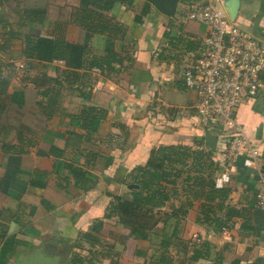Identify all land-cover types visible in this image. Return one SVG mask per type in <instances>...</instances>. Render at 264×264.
<instances>
[{"label":"crops","instance_id":"0c3cea01","mask_svg":"<svg viewBox=\"0 0 264 264\" xmlns=\"http://www.w3.org/2000/svg\"><path fill=\"white\" fill-rule=\"evenodd\" d=\"M208 1L214 0H176L174 17L160 13L148 0H133L131 6L116 2L106 14L126 26L128 32L115 42L114 50L130 59L114 65L109 75L97 68L86 71L89 79L84 88L91 91L90 99L84 101L74 91L62 104L68 113L79 112L84 103L106 108L107 116L96 135L86 141L78 136L83 131L71 126L68 119L49 117L40 135L24 129L20 141L17 134L11 139L14 128L19 127L13 125L6 141L17 145L18 153L5 154L0 141V180H9L7 192L0 189V264H19L25 257H35V264H47L55 255L60 256L58 264H68L73 253L92 259L94 264H110L112 258L121 264H150L159 247L157 238L135 239L117 217L104 216L112 201L110 195L129 191L127 174L135 166H144L152 149L193 145L204 139L205 130L192 125V118L178 116L176 108L194 100V93L183 84L182 70L206 31L201 24L187 19L189 4ZM26 4L30 6L23 9H39L46 14L42 32L61 28L67 41L88 44L93 54H104L106 36L90 35L76 14L80 0H28ZM2 11L0 7V16ZM235 23L264 43V0H240ZM178 40L186 46L172 47V42ZM187 45L197 47L188 49ZM65 69L61 66L59 80ZM35 76L29 74L24 85L10 83L7 92L24 89L27 96L31 91L44 90L48 83H32ZM81 85L78 81L67 88L72 91ZM36 96L34 100L25 98L23 107L40 108L37 101L45 103L46 98ZM236 114L248 138L261 149L260 169L264 173V90L255 99L245 101ZM52 146L63 154H51ZM214 159L224 167L222 172L229 174L225 184L229 196L224 210L218 212L227 226L220 229L199 225L196 203L171 237L169 262L165 264H263L260 246L264 243V211L255 206L260 169L244 167L240 162L225 165L219 138ZM38 170L46 172L42 188L38 182H31ZM168 212V207H162L151 215L155 216L151 225L145 224V217H139L137 224L143 223L147 229L156 224L157 231ZM96 219L103 221L97 232L91 230ZM87 232L100 241L91 243L84 237ZM199 238L209 241L210 253L204 250L195 259L192 256L200 247Z\"/></svg>","mask_w":264,"mask_h":264},{"label":"trees","instance_id":"16d2710c","mask_svg":"<svg viewBox=\"0 0 264 264\" xmlns=\"http://www.w3.org/2000/svg\"><path fill=\"white\" fill-rule=\"evenodd\" d=\"M9 0H0V7ZM133 0H80L79 9L76 11L80 15V21L84 24V28L93 33H100L106 36L105 49L103 55H95L91 52L88 44H79L76 42L67 41L60 28L57 32L50 29L48 32H42V25L45 23L46 14L37 10L22 9L23 21L18 25L22 29L20 42L17 48L11 50L10 58L24 57L28 59L26 66L30 67V61L39 63H52L54 61H62L66 67L63 71L62 80L49 77L48 81L60 85L67 84L66 87L70 89V85L80 81L82 78L88 79L89 71L97 68L109 75L114 71V65H120L124 58L129 60L130 57L122 56L115 52L114 45L118 39H124L128 32L124 26L115 18L108 16L106 13L110 11L116 2H126L129 6L132 5ZM149 5V4H148ZM191 5V4H189ZM147 8L143 12H147ZM139 20V17H135ZM76 19L78 17L76 16ZM92 19V22H88ZM0 16V24L3 21ZM27 29L25 31L24 29ZM29 28L36 29V32L30 33ZM18 31V30H17ZM19 32V31H18ZM11 38L9 42H12ZM9 42L0 45V49H9ZM189 43V42H187ZM188 49H194L197 45H187ZM127 52V50L125 49ZM2 57V56H1ZM26 60V61H28ZM0 62V66H1ZM7 65L11 66L12 62ZM32 67V65H31ZM30 67V68H31ZM30 68H26L28 71ZM25 71V72H26ZM82 72V73H81ZM87 75V76H85ZM26 76V78H28ZM63 83V84H62ZM5 84L3 76L0 71V91L6 92L2 87ZM88 85V84H87ZM83 84L76 90L84 101L90 99L91 91H85ZM67 88V89H68ZM39 96L46 98L45 103L37 101L40 108H43L45 115L48 117L66 118L69 124L73 127L79 128L83 131V135H78L86 141L93 138L98 132L101 122L107 116L108 110L103 107L84 103L79 112L68 113L61 105L60 98H58V91L54 92L53 88H45L44 90H37ZM24 89L14 91L9 94V102L17 107H23L26 98ZM55 105V106H54ZM2 115L5 114L7 108L5 103L1 104ZM4 113V114H3ZM1 115V116H2ZM7 116V115H6ZM1 125V123H0ZM10 132L12 128L9 127ZM124 129L123 125H120ZM1 132V127H0ZM69 134H75L68 131ZM20 134L18 132L17 140L20 141ZM2 151L7 153H18L17 145L10 142H2ZM50 153L60 157L63 153L61 150L52 146ZM70 168L71 166H67ZM220 163L214 159V150L206 148L204 139L193 145L186 144H172L160 145L151 150L149 158L144 166H135L128 174V184H136L138 187L129 189V196L112 193V201L106 208L105 216L117 217L119 223L129 230V235L135 239H149L152 241L153 236L157 238L159 247L156 249L149 263L165 264L168 263V247L170 239L174 232L178 230L182 218H184L190 209L194 207L195 203H199L198 215L196 222L199 225L208 227L225 228L227 221H223L218 212H222L225 208V203L228 199L230 189L227 186H217L216 178L224 169ZM187 172L186 176L181 180V189L178 190L177 178L181 173ZM46 172L34 171L35 179L31 181L33 184L38 182V187H44V177ZM40 180V181H39ZM126 178L123 183H125ZM9 180H0V189L7 192ZM184 199L181 200V196ZM174 201H178L177 205ZM162 207H168V218L163 223L162 227L154 230L156 224L150 229L137 224L139 217L148 218L154 212L161 211ZM166 213V212H165ZM121 216V217H120ZM147 224L146 221H144ZM102 219H96L92 226V231H98L102 227ZM172 228V233H169ZM84 237L89 239L91 243L100 241L98 236H93L91 232L84 234ZM199 249L193 251V258H198L203 255L202 251L206 250L207 255L210 253L209 241L200 239ZM68 264H94L92 259L81 256L79 253H73L69 259ZM110 264H121L118 259L111 260Z\"/></svg>","mask_w":264,"mask_h":264},{"label":"built area","instance_id":"2783aa9c","mask_svg":"<svg viewBox=\"0 0 264 264\" xmlns=\"http://www.w3.org/2000/svg\"><path fill=\"white\" fill-rule=\"evenodd\" d=\"M187 19L206 29L198 47L182 70L186 89L194 93L192 103L178 106L176 114L192 118V125L209 130L223 142L227 166H261V149L246 135L236 118L239 107L264 90V43L231 21L223 0L191 4ZM229 181L222 172L221 187ZM255 206L264 211V173L259 170ZM200 239V238H199ZM260 250L264 264V243Z\"/></svg>","mask_w":264,"mask_h":264},{"label":"rangeland","instance_id":"374dc122","mask_svg":"<svg viewBox=\"0 0 264 264\" xmlns=\"http://www.w3.org/2000/svg\"><path fill=\"white\" fill-rule=\"evenodd\" d=\"M27 1L28 0H9L4 4L3 11L1 12V15H2L4 20L0 24V45L5 44L6 42H9V40L11 38L13 39L12 42H9V49H6V48L0 49V62H2L1 66H0V71H1V76H3V79L5 81V84H2V87L6 90L5 93L2 92L3 90L0 91V106H1V104L5 103V105L7 107L5 109V111H6L5 114L7 116L2 115V110L0 107V123H1V125H0V127H1L0 141L1 142H7L6 140H9V138H7V136H8V134H10L12 132H10L8 126L11 128L13 127V125L19 126L17 128H14L15 132H13L14 135L12 133L13 137H11V139H14L16 137V134H18V132H20L21 130H23V132H24V129H28V132L32 133L34 136L35 135L37 136V135H40L42 133L41 132L42 128L45 126L47 119L49 118L47 115H45L46 111H44L43 108L37 107L35 110H33V109H30V106H24V107L19 108L16 105L11 104L9 102V100H10L9 94L10 93L7 92L8 91L7 88L9 87L10 83H13L12 85H16V84L24 85V83H26L25 82L26 81L25 76H28L29 74L33 75V76L36 75L35 78L33 79L32 83L44 84L45 82H47L48 84L45 88L49 87V88H53L54 92L58 91V94H59L58 98H60L59 100L61 102V105L64 103V100L66 98H67V100H69L68 97L71 96L74 93V91H75V93L77 91L74 89L72 91L68 90L66 87L67 84H64V85L59 84L58 85L55 82L52 83V82L48 81L49 77L59 79V78H57V76H61V71H60L61 66H65L62 61H54L50 64L39 63L36 61H30L31 62L30 67L32 65V67L30 68L28 66V64L26 66V62H29L28 59H25L24 57L10 58V53H9L10 50H13L15 45H17L20 42V38H21L20 30L22 32V29H20L18 25L23 21L21 14H22L23 7L25 5L26 6L29 5V4H26ZM24 30L27 31L26 28ZM29 32L30 33L36 32V29L34 28L31 30V28H29ZM181 42L182 41L172 42L174 44V45H172V47L177 46V48H179V47H182L183 45H185L184 42H182L184 44H182ZM176 43H178V44H176ZM26 60H28V61H26ZM10 62H12V65L11 66L7 65ZM27 67L30 68L28 71H26ZM47 67L49 69L51 68L52 71H49V69ZM44 72H46L45 75H44ZM85 76H87V75H85ZM88 79H89V77H88ZM82 83L83 84L88 83V80L86 78H82ZM78 88H79V86H78ZM84 90L86 91V88ZM77 93H79V92L77 91ZM36 95H38L37 91H34V92L31 91L27 94L26 98H31L32 100H34V99L38 98V96H36ZM31 99H28V100H31ZM28 117H30L29 122L28 121L26 122ZM21 123H26V125H22ZM186 174H187V172L184 169V171L181 173L180 177L177 178V182H178L177 188L179 191L181 189L180 188L181 183H182L181 180L186 176ZM128 192L129 191L125 192L123 195L126 197H130ZM180 198H181V200H183L184 195L181 196ZM174 202L177 205L180 204L178 201L177 202L174 201ZM154 220H155V216H149V219L147 218L146 221H147V224L151 225ZM180 225H182V222H180ZM180 225H179V227H180Z\"/></svg>","mask_w":264,"mask_h":264},{"label":"water","instance_id":"95a60500","mask_svg":"<svg viewBox=\"0 0 264 264\" xmlns=\"http://www.w3.org/2000/svg\"><path fill=\"white\" fill-rule=\"evenodd\" d=\"M160 13L168 17H174L176 12V0H148ZM224 8L231 21H235L238 14L240 0H223ZM217 142V135L207 130L204 133V144L208 149L215 150ZM138 187L136 184H130L129 188ZM60 260L59 255L51 256L47 264H58ZM19 264H35V257L28 259L23 258Z\"/></svg>","mask_w":264,"mask_h":264}]
</instances>
